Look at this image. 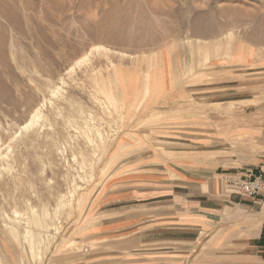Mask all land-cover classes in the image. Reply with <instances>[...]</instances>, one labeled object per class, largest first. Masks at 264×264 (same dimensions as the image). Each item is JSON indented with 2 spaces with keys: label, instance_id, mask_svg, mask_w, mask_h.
<instances>
[{
  "label": "rangeland",
  "instance_id": "obj_1",
  "mask_svg": "<svg viewBox=\"0 0 264 264\" xmlns=\"http://www.w3.org/2000/svg\"><path fill=\"white\" fill-rule=\"evenodd\" d=\"M228 29L235 39L198 47L196 39ZM164 52L194 85L218 77L220 56L248 63L253 52V62L236 67V111L243 126L264 123V0H0V264L121 261L118 247L86 236L104 218L97 199L106 181L143 146L161 154L168 141L157 137L175 135L171 128L215 126L227 101L185 93L184 105L161 111L147 109L142 94L130 100L121 77L135 69L143 79ZM205 69L206 79L198 75ZM231 209L241 225L233 239L246 241L260 208ZM219 234L200 240L218 246ZM198 251L209 258L245 250Z\"/></svg>",
  "mask_w": 264,
  "mask_h": 264
},
{
  "label": "crops",
  "instance_id": "obj_2",
  "mask_svg": "<svg viewBox=\"0 0 264 264\" xmlns=\"http://www.w3.org/2000/svg\"><path fill=\"white\" fill-rule=\"evenodd\" d=\"M253 57L252 52L250 62L243 63L220 56L216 62L219 67L214 70L218 77L196 85L189 84L194 78L185 76L177 56L165 52L144 73L143 79L141 71L135 69L122 74L123 94L130 100L142 94L149 110L165 111L166 104L178 108L180 103L182 106L189 101L190 95L185 93L192 92L207 98L206 103L227 101L214 119L215 126L171 128L175 135L157 137L168 141L161 154L143 146L108 178L103 194L97 199H101L98 216L104 218L86 236L106 239L107 248L118 247L113 256H123L120 262L107 260L102 264H264V204L249 198L251 204L242 203L238 195H226L220 181L223 176L244 177L249 172L264 175V123L243 126L242 109L237 103L241 98L236 95L240 81L235 78L242 75L236 67L250 64ZM223 62L226 63L222 67L226 68L220 67ZM198 75L206 79L210 72L205 69ZM242 136L253 141V149V143H242ZM236 205L248 210L253 206L260 208L256 216L250 215L259 223L246 241L233 239L241 226L235 224L239 222L235 212L231 213ZM219 231L222 241L218 246L200 240ZM139 234H148L145 236L148 239L142 241ZM226 234H231L232 239L224 241ZM206 246L245 251L222 256L211 253V257L205 258L198 250Z\"/></svg>",
  "mask_w": 264,
  "mask_h": 264
},
{
  "label": "built area",
  "instance_id": "obj_3",
  "mask_svg": "<svg viewBox=\"0 0 264 264\" xmlns=\"http://www.w3.org/2000/svg\"><path fill=\"white\" fill-rule=\"evenodd\" d=\"M222 187H226L230 193L249 198L255 202L264 204V175L262 173L249 172L246 176H223Z\"/></svg>",
  "mask_w": 264,
  "mask_h": 264
},
{
  "label": "bare ground",
  "instance_id": "obj_4",
  "mask_svg": "<svg viewBox=\"0 0 264 264\" xmlns=\"http://www.w3.org/2000/svg\"><path fill=\"white\" fill-rule=\"evenodd\" d=\"M188 11V10H187ZM233 29V28H232ZM11 30V29H10ZM212 32H213V34H215L214 32V30H212ZM11 33V32H10ZM207 34V33H206ZM203 35V34H202ZM205 35V34H204ZM220 36H222V37H220ZM220 36H218V37H216V39L214 38V39H210V40H202V39H200V40H197L196 39V41L198 42V47H200V49H202V48H205L206 49V52H208V50H209V48H216V47H218V44H221V43H223V41L224 40H232V39H235L236 38V36H235V34H234V32L232 31V30H230V29H228V30H226V31H224L223 33H221V35ZM218 39V40H217ZM15 42V41H14ZM226 43V42H225ZM224 43V44H225ZM227 44V43H226ZM228 44H230L229 42H228ZM224 46V45H223ZM228 48H229V46H228ZM242 49H243V47H241ZM229 50V49H228ZM244 50H246L245 48H244ZM210 51V50H209ZM205 53V52H204ZM210 57V56H209ZM204 60V59H203ZM34 116L36 117L37 116V111L35 112V114H34ZM29 125V123L28 124H26L25 125V127H27ZM253 138V137H252ZM26 239V238H25ZM25 242V241H24Z\"/></svg>",
  "mask_w": 264,
  "mask_h": 264
}]
</instances>
